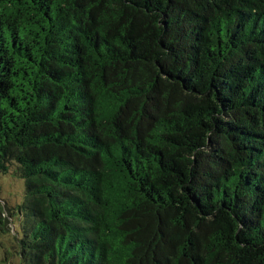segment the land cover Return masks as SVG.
I'll return each mask as SVG.
<instances>
[{
	"label": "trees",
	"instance_id": "1",
	"mask_svg": "<svg viewBox=\"0 0 264 264\" xmlns=\"http://www.w3.org/2000/svg\"><path fill=\"white\" fill-rule=\"evenodd\" d=\"M7 175L19 264H264V0H0Z\"/></svg>",
	"mask_w": 264,
	"mask_h": 264
},
{
	"label": "rangeland",
	"instance_id": "2",
	"mask_svg": "<svg viewBox=\"0 0 264 264\" xmlns=\"http://www.w3.org/2000/svg\"><path fill=\"white\" fill-rule=\"evenodd\" d=\"M24 181L15 176H0V203L5 207L21 204L24 196ZM9 231L0 230V264H19L18 249L13 244L11 233L14 227L9 225Z\"/></svg>",
	"mask_w": 264,
	"mask_h": 264
}]
</instances>
